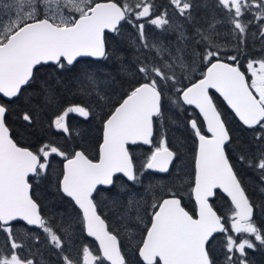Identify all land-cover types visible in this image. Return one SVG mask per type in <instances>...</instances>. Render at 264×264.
Segmentation results:
<instances>
[{"label":"snow or ice","instance_id":"1","mask_svg":"<svg viewBox=\"0 0 264 264\" xmlns=\"http://www.w3.org/2000/svg\"><path fill=\"white\" fill-rule=\"evenodd\" d=\"M202 7L221 15L203 26L196 15ZM225 24L226 30L217 27ZM125 26L134 30L127 40L131 62L110 44L123 38ZM148 26L163 35L152 36ZM171 34L175 40L164 43L163 36ZM250 38L253 47L257 40L262 46L258 57L248 56ZM85 58L113 61L119 75L132 74L135 82L113 100L116 76L85 67L74 78L76 89L94 99L88 106L63 104L59 74L73 71ZM48 69L57 75L40 82L38 95L53 111L49 128L63 134L64 142L20 145L9 117L41 70ZM211 89L251 133L246 145L233 138ZM92 105L101 113L102 129L95 160L83 145L70 143L81 135L70 116L95 118ZM169 105L180 111L193 106L202 116V124L191 116L186 122L195 137L190 174L179 167L180 153L168 141ZM22 120L33 125L36 113L23 111ZM230 150L257 175L256 198L248 194ZM53 157L63 161L56 192L79 209L78 227L98 243L95 251L83 244L74 257L78 237L72 218L61 221L60 231L42 213L32 181L48 176ZM149 171L165 175L168 183L145 185ZM185 184L195 201L192 211L182 204ZM114 188L118 226H110L98 199ZM218 190L230 200L226 215L211 202ZM257 209L264 215V0H213L211 5L168 0L163 8L156 0H0V233L5 235L0 264H47L41 245L61 264H249L246 249H264ZM18 222L27 226L24 239H18ZM121 230L132 233L129 241L140 232L133 246L137 259L126 255Z\"/></svg>","mask_w":264,"mask_h":264},{"label":"trees","instance_id":"2","mask_svg":"<svg viewBox=\"0 0 264 264\" xmlns=\"http://www.w3.org/2000/svg\"><path fill=\"white\" fill-rule=\"evenodd\" d=\"M213 0H207V3L211 5ZM157 7L163 8L168 5V0H156ZM171 10L169 11V15L171 16ZM197 19L199 23L203 26H206L208 22L213 19V16L219 17L221 14L219 12L214 13L212 9L209 7L207 9L200 8L197 13ZM218 28L221 30H226L229 26L218 25ZM147 30L152 36H162L163 34L153 31V26H148ZM189 33H191V28H189ZM134 34V30L131 29L130 26H125L123 38H120L117 42L110 41L111 46L115 47L117 51L123 53L128 62L134 60V56L132 54V50L129 48L127 40L128 37ZM175 35H166L163 36V42L167 43L168 41H174ZM221 43H224V38H221ZM261 44L259 40L255 41V47H253L252 40L250 38L248 44V56L258 57L261 49ZM228 52H231V48L229 47ZM225 53V55L228 54ZM245 57H241V65L243 66L245 63ZM85 67H91L94 70H101L105 72H110L112 75L116 76L118 83L114 88L110 89V92L113 95V100H116L120 97L123 91L127 90L130 83H134V77L132 74L119 75L117 73V64L113 61L103 62V61H94L91 59H85L80 64L76 65L73 71L60 73L59 76L63 80V85L57 89L60 93L61 102L63 104L68 103H80L88 106L93 98L88 97L87 95H81L78 93L75 84V76L76 74ZM244 68L243 70H245ZM199 70H203V66H199ZM246 71V70H245ZM198 72L193 79L198 78ZM56 73L52 72L51 69L47 71L41 70L39 73V79L37 84H34L32 88H29L25 93L24 97L18 102L17 107L14 109V114L9 117V126L12 131V135L16 139V141L23 146H29L35 148L40 142L53 140L56 142L57 140L60 143L64 142L63 134L55 133L54 130L49 128V122L53 115V111L43 107L42 98L38 95L40 82L43 80H54L56 77ZM188 83V81H185ZM213 99L222 113L223 119L226 120L227 127L231 130L233 134V138L236 140L237 144L244 143L245 145L251 139V133L246 130L240 122L235 118V116L231 113V111L227 108L224 102L214 93H212ZM29 98H31V103H28ZM95 109L96 116L95 118H90L89 120H84L78 116H70L71 127L75 128L76 131L80 132V136H74V143L70 141L73 147L83 145L89 158L95 160L98 158V144L101 141V125H100V111L98 108H95V105H92ZM185 110L180 111L169 105V111L166 113V127L168 129V141L172 148L178 150L180 153L179 159V167L183 169L184 173H193L194 172V162L193 155L195 149V137L191 134L190 127H186V122L190 118H198L199 122L202 124V120L196 113L193 108L184 106ZM30 111L36 113V120L33 125H27V122L22 120V112ZM107 111V109H105ZM21 114V115H17ZM157 130L159 131V125H157ZM232 161L236 165V169L239 174H241L244 178L245 186L247 188L248 194L253 198L257 197V192L255 191L257 186L258 177L252 172L250 169L242 167L236 160V155L234 151H231ZM138 158V163L141 161L144 153L143 150L137 151L135 153ZM63 161L59 157H53L51 168L49 174L46 178L37 182L33 180V192L35 197L42 205V213L48 217V219L53 223L57 230L62 231L61 223L57 222L58 219H54L52 216V211L56 214H62V207H69L68 205H72L70 200L65 199L60 194L56 192V183L57 178L62 170ZM189 177H185L188 179ZM144 184L147 185L149 183L157 184V183H168V179L165 175L146 172L144 177ZM184 191L182 193V203L184 207L192 211L195 208V203L192 199V195L190 189L187 184L184 186ZM134 191L140 192V188L133 189ZM106 197V198H105ZM111 198V199H107ZM100 199L103 200V205L110 211H113L112 201L119 199L118 190L111 189V191H107L105 196H101ZM214 208L218 211L220 215H226L229 212L230 201L221 193L218 192L217 197L212 201ZM53 213V214H54ZM54 214V215H56ZM255 219L258 225L264 226V215L260 214V210H256ZM66 221L67 219H61V221ZM114 225L118 226V218L115 215L113 218ZM27 226H24L23 223L18 222L16 227V232L18 239H24V231ZM73 230L76 233L78 239L75 242V248L72 251V255L76 254L80 250V245L87 244L89 245L93 251L96 250L97 245L95 242L86 237V235L82 234L79 228H74ZM32 231L39 232V229H32ZM124 231L121 230V240L122 245H124V251L129 259H137L133 255V246L135 244L126 243L125 238L127 235L123 236ZM42 237L43 234L41 233ZM221 234H218L220 236ZM125 237V238H124ZM140 232L138 231V240L140 239ZM5 235L0 233V244L4 243ZM220 241H218L219 243ZM41 247V253L43 255L44 260L47 264H61L58 258L54 255H51L50 251L44 248L43 245ZM54 251V250H53ZM248 256L247 259L249 264H264V249L257 248L256 250L246 249ZM75 257V256H74Z\"/></svg>","mask_w":264,"mask_h":264},{"label":"flooded vegetation","instance_id":"3","mask_svg":"<svg viewBox=\"0 0 264 264\" xmlns=\"http://www.w3.org/2000/svg\"><path fill=\"white\" fill-rule=\"evenodd\" d=\"M101 140H102V130H101ZM64 198L67 199V200H69L66 197H64ZM98 199H100V197H98ZM107 199H111V198H107ZM192 199H193V197H192ZM100 200L102 201V205H101V207H102V215L107 218L110 226H113L114 225L113 218L115 216V213H114V211H110L109 208L107 209L106 207H104L103 200L102 199H100ZM68 206L69 207H67V206L66 207H62V214H56V213H54L52 211V216H53L54 219H58L57 222H60V223H61V219H67L68 220L69 217H71L72 220H73V227L74 228H79L78 227L79 221L76 219L77 214L79 213V209L76 208L73 204L72 205H68ZM53 213L56 214V215H54ZM60 227L62 228V225Z\"/></svg>","mask_w":264,"mask_h":264},{"label":"water","instance_id":"4","mask_svg":"<svg viewBox=\"0 0 264 264\" xmlns=\"http://www.w3.org/2000/svg\"><path fill=\"white\" fill-rule=\"evenodd\" d=\"M85 59H89V58H85ZM212 93H214V94H216L223 102H224V104L227 106V108L231 111V113L235 116V114L233 113V111L231 110V108L227 105V102L226 101H224L223 100V97L222 96H220V94L219 93H217L214 89H211L210 90V95L212 96ZM213 101H214V99H213ZM215 103V102H214ZM186 107H190V108H193L195 111H196V113L198 114V116L201 118V120H202V116H200V114H199V111H198V109H195L193 106H186ZM222 118H223V116H222ZM237 120H238V118L237 117H235ZM239 121V120H238ZM240 122V121H239ZM241 124V123H240ZM242 125V124H241ZM243 126V125H242ZM244 127V126H243ZM218 192H221L228 200H229V198L226 196V194H224L222 191H220V190H218ZM215 198H213L212 199V201L214 200ZM193 201H194V198H193ZM211 201V202H212ZM230 201V200H229ZM195 202V201H194ZM183 204V203H182ZM187 210V209H186ZM219 214V213H218ZM21 223H23V222H21ZM90 240H92V241H94L96 244H97V246H98V243L93 239V238H90V237H88Z\"/></svg>","mask_w":264,"mask_h":264},{"label":"rangeland","instance_id":"5","mask_svg":"<svg viewBox=\"0 0 264 264\" xmlns=\"http://www.w3.org/2000/svg\"><path fill=\"white\" fill-rule=\"evenodd\" d=\"M246 70V69H245ZM247 71V70H246ZM114 211V213L116 212V209H114L113 210ZM123 234V233H122ZM125 234V233H124ZM123 234V236H125V235H127V237L125 238V241H126V243H132V244H136L137 242H138V231L135 233V236H136V239L135 240H132V241H129V239H128V235H131L132 233L131 232H129L128 234H125L124 235ZM75 248V246L73 247V249ZM73 251V250H72ZM76 254H74L73 256H75Z\"/></svg>","mask_w":264,"mask_h":264},{"label":"bare ground","instance_id":"6","mask_svg":"<svg viewBox=\"0 0 264 264\" xmlns=\"http://www.w3.org/2000/svg\"><path fill=\"white\" fill-rule=\"evenodd\" d=\"M216 198V197H215Z\"/></svg>","mask_w":264,"mask_h":264}]
</instances>
